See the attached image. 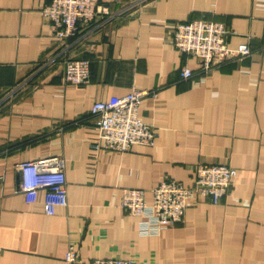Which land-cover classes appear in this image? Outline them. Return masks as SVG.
I'll return each instance as SVG.
<instances>
[{
    "label": "crops",
    "instance_id": "obj_1",
    "mask_svg": "<svg viewBox=\"0 0 264 264\" xmlns=\"http://www.w3.org/2000/svg\"><path fill=\"white\" fill-rule=\"evenodd\" d=\"M110 16L56 40L48 0H0V264H67L122 258L135 264H264V0H100ZM219 21L227 46L247 56L201 71L171 44L173 27ZM68 59L89 62V81L63 79ZM183 67L195 75L181 77ZM147 90L138 117L153 146L92 151L91 105ZM61 157L66 208L43 212V191L26 204L17 165ZM236 169L218 204L193 196L182 222L158 234L120 207L127 189L164 180L190 186L197 164Z\"/></svg>",
    "mask_w": 264,
    "mask_h": 264
},
{
    "label": "built area",
    "instance_id": "obj_2",
    "mask_svg": "<svg viewBox=\"0 0 264 264\" xmlns=\"http://www.w3.org/2000/svg\"><path fill=\"white\" fill-rule=\"evenodd\" d=\"M41 12L51 35L62 42L74 39L81 28L91 26L96 19L110 16L108 7L100 0H48ZM228 33L219 21L194 19L174 25L171 44L180 54L195 57L201 71L206 72L222 61L250 54L246 44L230 49L226 42ZM194 75L187 67L181 70L184 79ZM89 78L87 60L65 61L63 79L66 83L79 87ZM149 94L147 90L133 89L125 96L94 102L89 110L94 131L89 149L123 153L134 145L153 146L157 136L155 128L138 117L140 103ZM17 170L20 175L18 190L26 204L35 203L38 192L43 191L46 215L51 216L56 208L68 206L65 163L61 157L26 161L18 164ZM193 174L190 186L170 179L159 183L151 190L150 203L145 200V191L127 189L122 194L120 207L128 215L144 219V233L158 234L182 222L187 201L193 196L218 204L228 193L236 169L225 164L200 163L194 167ZM64 261L67 264H135L117 257L83 262L71 244L64 254Z\"/></svg>",
    "mask_w": 264,
    "mask_h": 264
}]
</instances>
